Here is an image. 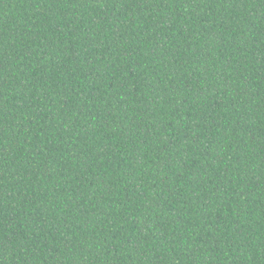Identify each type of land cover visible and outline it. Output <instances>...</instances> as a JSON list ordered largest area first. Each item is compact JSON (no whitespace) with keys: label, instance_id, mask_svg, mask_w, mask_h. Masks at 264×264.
Instances as JSON below:
<instances>
[{"label":"trees","instance_id":"1","mask_svg":"<svg viewBox=\"0 0 264 264\" xmlns=\"http://www.w3.org/2000/svg\"><path fill=\"white\" fill-rule=\"evenodd\" d=\"M0 264H264V0H0Z\"/></svg>","mask_w":264,"mask_h":264}]
</instances>
